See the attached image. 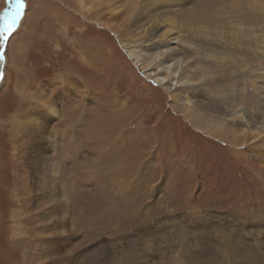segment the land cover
I'll return each mask as SVG.
<instances>
[{
  "label": "rangeland",
  "instance_id": "obj_1",
  "mask_svg": "<svg viewBox=\"0 0 264 264\" xmlns=\"http://www.w3.org/2000/svg\"><path fill=\"white\" fill-rule=\"evenodd\" d=\"M107 1L25 0L0 49V264H264V137L170 97L264 122V0L166 14L190 47L166 85L124 47L139 0Z\"/></svg>",
  "mask_w": 264,
  "mask_h": 264
},
{
  "label": "bare ground",
  "instance_id": "obj_2",
  "mask_svg": "<svg viewBox=\"0 0 264 264\" xmlns=\"http://www.w3.org/2000/svg\"><path fill=\"white\" fill-rule=\"evenodd\" d=\"M183 1L184 0H139L136 6L133 5L135 7L128 13V16L123 11L119 12V6H108V10L110 11L108 13L110 14V17H114V14L116 12L117 16L122 15L123 17L127 16L129 18L127 20H130L129 26H133V37L140 39V42L138 41L139 43L135 46H128L129 44L124 45L125 50L128 53L127 56L134 62L136 66H138V68L141 69L142 72H145L149 76V78L152 77L157 84L166 85V83L171 81V78L179 79V81L175 82L176 84L181 82L178 75L180 71L179 67H184L188 61L187 56L185 55L189 52L188 50L190 49V47L185 46V43L181 35L179 34L178 29L175 27L174 22L168 17L165 18L166 14L172 12V10L183 8L182 5L185 2ZM108 2L109 0L107 1V3ZM109 14H107V16ZM95 22L96 24H98V26H102V28H106L109 30L114 29H111L112 27H110V25L100 19ZM126 30H120L117 33L115 32L114 34L118 39L126 42L125 37H129V34L126 32ZM112 32H114V30ZM142 62H146V65L151 68L144 70ZM157 69L160 70L158 71ZM214 95L215 94H213L210 98V100L213 102L214 107L210 105V103L208 102L209 100L207 101L206 97L204 96L202 98L200 97V99L203 100L199 101L196 105L189 104L190 101L186 100L185 98L182 99L181 97L174 94L170 95V97L173 102L177 104V107L183 112L193 110V112L200 113L201 111L202 113H213L215 117L219 119H225L227 122L226 127L228 129V137H230L232 144H241L245 141L244 139H247L245 142L255 140V142H253L252 144L254 147L256 140L264 137V122H249L245 119L244 115L238 113L235 114V117H233V115L229 114V111H225V105L221 101H219L220 97L218 95V97H214ZM47 112L50 117H57L59 115L57 110L53 107H48ZM25 123L29 125L30 123H33V121L28 120ZM193 123L194 121H192V124ZM248 147H250V145H248ZM254 158L256 157L254 156ZM55 171L56 169L54 168V172Z\"/></svg>",
  "mask_w": 264,
  "mask_h": 264
},
{
  "label": "snow or ice",
  "instance_id": "obj_3",
  "mask_svg": "<svg viewBox=\"0 0 264 264\" xmlns=\"http://www.w3.org/2000/svg\"><path fill=\"white\" fill-rule=\"evenodd\" d=\"M5 2L6 7L0 11V49L4 48L9 38L17 31L27 8L25 0H5ZM3 56L4 53L0 51V58Z\"/></svg>",
  "mask_w": 264,
  "mask_h": 264
}]
</instances>
